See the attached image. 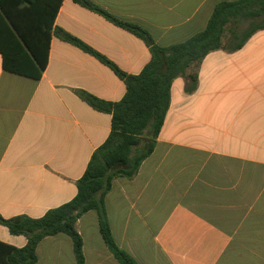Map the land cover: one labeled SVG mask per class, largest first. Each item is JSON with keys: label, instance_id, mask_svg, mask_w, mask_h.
<instances>
[{"label": "crops", "instance_id": "1", "mask_svg": "<svg viewBox=\"0 0 264 264\" xmlns=\"http://www.w3.org/2000/svg\"><path fill=\"white\" fill-rule=\"evenodd\" d=\"M149 32L162 47L205 29L214 6L234 0H90ZM54 24L121 71L150 61L145 43L72 0ZM176 78L152 154L131 179H113L104 203L112 237L137 264H264V29L232 53H209ZM118 102L125 85L93 56L52 36L39 79L5 71L0 54V216L39 218L76 195V183L107 139L111 115L76 94ZM84 264H119L105 246L97 214L75 224ZM0 242L24 236L0 225ZM36 264H76L71 239L36 247Z\"/></svg>", "mask_w": 264, "mask_h": 264}, {"label": "trees", "instance_id": "2", "mask_svg": "<svg viewBox=\"0 0 264 264\" xmlns=\"http://www.w3.org/2000/svg\"><path fill=\"white\" fill-rule=\"evenodd\" d=\"M72 1L141 39L151 59L139 74H126L84 42L55 26L61 0H0V54L5 71L39 79L48 63L51 38L56 36L109 67L125 85V94L118 102L76 91L93 109L111 115L110 133L92 154L76 183L77 192L72 200L39 218L0 216V225L11 235L26 238L21 248L0 242V264H36L39 242L58 234L71 239L76 264H84L82 239L75 224L89 211L96 212L100 236L114 259L119 264H137L112 237L104 199L113 179L133 178L141 163L152 154L176 78L184 77L185 91L193 92L197 74L188 73L190 67L213 51L232 53L241 49L252 35L264 29V0L221 1L214 6L204 30L181 43L162 47L144 28L116 18L90 0Z\"/></svg>", "mask_w": 264, "mask_h": 264}, {"label": "rangeland", "instance_id": "3", "mask_svg": "<svg viewBox=\"0 0 264 264\" xmlns=\"http://www.w3.org/2000/svg\"><path fill=\"white\" fill-rule=\"evenodd\" d=\"M246 28V24L242 26V29ZM224 41H226V37L224 39Z\"/></svg>", "mask_w": 264, "mask_h": 264}]
</instances>
